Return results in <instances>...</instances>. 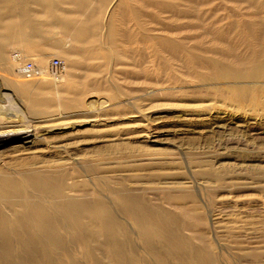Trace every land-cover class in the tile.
<instances>
[{
	"label": "rangeland",
	"instance_id": "1",
	"mask_svg": "<svg viewBox=\"0 0 264 264\" xmlns=\"http://www.w3.org/2000/svg\"><path fill=\"white\" fill-rule=\"evenodd\" d=\"M110 1L103 5L106 17L118 6L117 0ZM115 9L123 29L138 30L126 8ZM58 30L50 28L47 36H38L46 31L39 26L35 35L27 30L22 40L1 36L6 55L0 54V172L8 165L19 171L44 165L64 169L65 180H81L106 170L148 194L191 192L194 198L185 201L196 208L191 214L204 215L216 225L225 245L220 248L224 264H264V88L243 98L223 88L235 85L231 80L202 83L193 72L167 69L152 44L154 48L144 44L139 54L136 33L125 38L120 29L112 56L72 67L67 39ZM103 47L111 52L109 43ZM125 48L130 55H124ZM14 54L19 59L14 60ZM55 57L62 61L57 76L50 74ZM27 60L43 67L44 75L24 77L20 66ZM91 65L93 69H87ZM261 83L258 86H264ZM76 158H88L96 170L73 174ZM80 165L86 168L84 162ZM166 196L157 202L170 206ZM130 223L135 235L136 225ZM199 228L210 236L206 225ZM72 239L66 234L63 245ZM93 247L79 244L78 251L72 247L66 255L49 248L57 261L51 264H91ZM112 250L102 252L101 263L118 264L110 257ZM1 251L0 264H34L40 256L16 246L0 245ZM22 256L29 261L23 263Z\"/></svg>",
	"mask_w": 264,
	"mask_h": 264
},
{
	"label": "bare ground",
	"instance_id": "2",
	"mask_svg": "<svg viewBox=\"0 0 264 264\" xmlns=\"http://www.w3.org/2000/svg\"><path fill=\"white\" fill-rule=\"evenodd\" d=\"M109 1L0 0V30H5L0 33V54L6 55L1 36L22 40L29 32L35 35L39 26L46 31L38 36L58 28L59 36L67 39L72 67L82 68L84 62L115 53L120 29L125 38L136 33L135 39L141 43L139 54L144 44L153 45L167 69L193 72L202 83L231 80L235 85L223 88L243 98L256 96L264 88L258 86L264 82V0H136L138 7L132 0H117V7L126 8L129 19L137 23L135 32L118 24L116 5L112 14L105 16L103 5ZM162 13L167 18L160 16ZM37 15L43 20H37ZM181 17L186 19L178 21ZM162 29L168 33L153 32ZM105 42L110 53L104 51ZM124 55H130V50L125 48ZM13 57L19 59V55ZM87 69L92 70L93 65ZM20 71L23 74L22 63ZM41 72H46L43 67ZM83 162L86 168H80ZM88 162V158H76L71 163L73 174L93 173L96 167ZM105 172L65 180L60 167L36 165L19 171L6 166V172H0V245L44 257L34 259V264L56 261L49 248L66 255L73 252L72 247H90L92 243L91 264H105L100 261L101 254L112 249L110 257L118 264H224L220 248L225 245L216 225L204 215L191 214L196 208L185 201L194 198L193 193L171 197L160 191L148 194L127 178L115 179ZM89 194L92 199L86 198ZM161 196L168 198L164 200L170 206L157 202ZM130 220L136 225L135 235ZM200 224L210 229V236L198 231ZM66 234L73 238L68 246L63 245ZM21 259L29 261L25 256ZM69 261H75L72 255Z\"/></svg>",
	"mask_w": 264,
	"mask_h": 264
},
{
	"label": "built area",
	"instance_id": "3",
	"mask_svg": "<svg viewBox=\"0 0 264 264\" xmlns=\"http://www.w3.org/2000/svg\"><path fill=\"white\" fill-rule=\"evenodd\" d=\"M52 67L54 68L53 72L54 74H57L59 69L62 67V61L59 58H53L51 61ZM23 65V75L26 78H37L40 77L41 67L36 64L35 61L27 60Z\"/></svg>",
	"mask_w": 264,
	"mask_h": 264
}]
</instances>
